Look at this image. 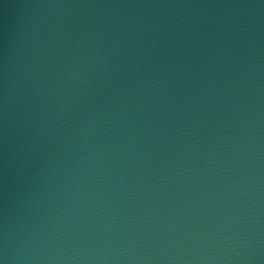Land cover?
Returning <instances> with one entry per match:
<instances>
[{
	"label": "water",
	"instance_id": "95a60500",
	"mask_svg": "<svg viewBox=\"0 0 264 264\" xmlns=\"http://www.w3.org/2000/svg\"><path fill=\"white\" fill-rule=\"evenodd\" d=\"M0 264H264V0H0Z\"/></svg>",
	"mask_w": 264,
	"mask_h": 264
}]
</instances>
